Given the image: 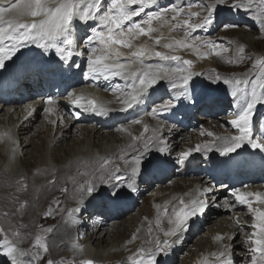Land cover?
<instances>
[{
	"label": "bare ground",
	"instance_id": "obj_1",
	"mask_svg": "<svg viewBox=\"0 0 264 264\" xmlns=\"http://www.w3.org/2000/svg\"><path fill=\"white\" fill-rule=\"evenodd\" d=\"M87 1L88 0H85V3ZM164 1L166 0H157V2ZM12 2H15V0H12ZM105 2H107V0H105ZM243 4L245 5V18L249 17V19H256L259 25L255 26L253 23L251 26L261 30L263 28L261 26V21H264V4H261L260 0H251L250 4L253 8L248 5L249 0H243ZM83 5H81V12L87 10L83 8ZM255 5H258V7ZM254 8H258V10ZM148 10H151V8ZM186 11H188V9ZM233 11L235 12V16L228 13L227 15H223L222 18L225 20L230 17L233 19L243 18L242 16L236 15L241 9ZM255 11L258 13L256 14L257 18L254 16ZM193 12H195V10H193ZM258 15H260L262 19L258 17ZM32 19L34 18L24 17L23 21L30 22ZM185 19L187 18L182 19V21ZM202 19L203 16L192 23H199ZM133 21L138 22V20L134 18ZM154 21L156 20H153V22ZM160 21L157 20V22ZM97 23V21H89L88 24H85L78 19L75 21L71 35L68 37V39L74 41L69 50L75 52L73 57L75 67H73V63L70 66L68 61L62 63L53 61L51 64L62 71L63 75L70 76L69 81L66 82L61 80L59 83L72 86L74 90H77V93L80 94L79 97L84 96V99L80 101L81 104L87 105L89 101H95L96 97L100 95L98 100L101 102L95 103L98 110L100 108L107 110L103 115L94 114L90 111L85 112L83 108L76 107L73 104L74 96H70L67 99H56L51 105L48 103V105H44L42 102H32L26 99L23 101H27L26 104L22 106V102L19 103L18 99H22L26 95L31 97V95L36 92V86H39L38 80L31 81L35 80L36 75L40 76L41 72L37 67H39L40 64L43 65V60L46 58L59 59V57L55 54V47L48 48V52L41 55L35 48L30 50L28 46L23 47L19 53L13 57V59H17L22 56L19 64L22 65L23 61L26 60L25 63L28 65L26 69L30 70V73L29 75L27 74L28 76H26L22 84L17 85L16 88L13 89V94L15 95L13 103L5 104L0 102V140H7V142L11 143V148H14V144L18 141L16 135L19 136V134L30 129L28 127L40 111L49 107L52 108V111L47 112V114L46 112L45 114L43 113V119L40 120L36 126L37 132H34V134L31 132L33 135L32 140L36 138V140L42 142L41 146H37L36 143L32 145L37 152L35 154L32 153L33 158L31 162H27L29 157L23 160L21 156L23 154L22 146L28 144V142L20 140L19 144H17V148H14L13 151L15 161H20L19 167H16L10 172L6 170L3 165L7 166V164L11 163L10 159L12 155L11 150L1 142L0 196L2 200H4V203L1 205L2 207L4 205L9 207L10 210L8 211L17 214L20 211L19 208H22L19 204L26 200L30 201L32 203V205H30L32 208L30 211L32 213H36L37 211V213L40 214V217L36 214L37 217L34 220V231L36 229V232L33 234L34 237L32 241L36 244L37 236L42 237L40 235H46L45 238H48V240L44 241L41 239V241L48 245V252L42 250L37 258V252L25 250L29 245V240L22 239L15 242L12 238L14 233L8 230V227H5L2 223L1 229L3 232H1V242L4 241L2 240V235L4 234L7 237L5 238L7 241L15 243L17 248L24 250L26 255L21 257L24 264H28L29 260H31L32 264H47L49 259L53 260L54 264H83V262L87 260L93 261L94 264H134L135 260L140 259L142 255H146V253H140L141 248L146 250L154 249L157 241L166 239L170 242L171 238H173V236H166L165 231L174 227L173 224L169 223V219L172 218L174 210L180 207L181 200L188 203L193 199H207L209 204L207 209L202 214H198L196 217L191 218L185 227L191 228L199 226L209 220L213 222V226L210 227L209 233L206 234L208 237L207 243H198L197 246L200 248L197 249L195 254L199 255L195 257L189 255V262L185 258H181L179 264H222L225 257L220 256V252L226 251V246L229 244L231 248L227 249L229 253L228 264H233V260L238 258L240 261H244L243 264H251V253L248 251L251 247V242L245 241H247V236L254 231L250 226L254 222V216L248 212L245 205H240L238 202H235V207H230L234 203V197L230 193L226 194L224 191L218 190L221 189V187H214L215 192L210 197H206L203 194L204 189L211 185L207 184L208 180L204 178L202 172L195 177L184 178L182 175L187 171V167L190 166V168L195 170V166H200V162L203 158H217L220 160L226 158L220 157L219 154L215 152V149L207 154L204 152H193L184 163H178L177 158L181 152L187 151L190 148H195L197 145L207 144L216 137H228L238 134L237 130L234 129L229 122L225 121L226 119H224V117L221 119L229 125L228 128H225L219 121H215L206 116L198 117L197 126L192 127L191 125L185 128L180 119L182 116L194 111L195 101H201L199 108L204 109L208 104L205 100L212 96H220L223 100L219 103H214L216 108L224 110L228 103V107H232L234 111H237L234 119L237 118L243 97L237 100L231 95L232 86L222 83L223 79L226 77L215 68L216 63L210 60V58H216L218 56L225 58V54H228L230 57L237 55L236 52L233 51L235 46L234 37L237 38L238 42H243L244 44L247 40L248 44L255 47L259 39H264V34L262 33L260 38H258L254 37V34L253 36H249V33H245L243 29L233 31L223 30L220 31V33L213 34L209 39L215 41L218 46L213 51L210 50L207 45L200 50V46L197 49L175 45V41L177 40L184 41L186 34L184 35V31L179 30L180 26L173 28L172 25L174 24L171 25V23L168 24L167 29L164 31L165 35L161 36L164 39L167 37L168 41L162 40L161 45H155L154 40L151 38L155 37L154 32L150 33L152 36L148 35L150 36L149 41H146L145 38L141 36L138 37L133 41L135 47L144 46L154 48L167 55H179L182 59L192 60V70L200 74L193 77L196 90L193 92L191 99L173 100L176 106L170 112L153 114L152 108L167 103L177 95V92L171 89L167 81L161 80L155 90L151 91L150 95L146 100L141 101L139 106L123 110L126 106L121 102L122 99H124V95L122 94H126L128 90L124 80L120 77H110L108 79L100 77L99 79H94L87 75V56L89 52L85 51V49L96 46L99 53L100 46L89 45L88 42L80 44V41L89 34V29L96 26ZM175 23H177L176 20ZM227 29L231 28L227 27ZM209 30L210 29L206 30V32ZM155 34L158 35L156 31ZM171 36H174L173 38H176V40L172 41ZM201 37L203 38V35ZM62 41L63 38L57 41L59 47H69L63 44ZM164 43H173L174 47L165 48L162 46ZM36 47H38V45H36ZM244 48H246V46ZM179 49H181V51L177 52ZM223 49L227 50L224 51ZM121 51L127 53L130 49L121 47ZM217 52H219V55L216 54ZM214 54L215 56L213 57ZM243 55L248 58L253 57L254 61H259L258 67H256L254 71H251L249 75L241 73L240 77L237 78L242 80L247 79L249 81L246 86L243 84L241 85L242 88H246L248 91L252 81L264 70V54L249 55L248 52L242 51L240 52L242 63L244 62L242 58ZM121 62H124L123 59ZM148 64H152L154 68L162 67L168 71H172L179 66L176 61H165L158 57H152L146 60L145 67H147ZM224 64L228 65V63ZM77 65L79 67H77ZM231 68L234 69L233 71H239L237 67ZM177 75H182V73H177ZM217 76H219L220 82L213 83ZM28 77L31 80H28ZM7 81L8 84L11 82L10 79ZM86 86L89 88L88 90L85 89L82 91L78 88H85ZM23 92L25 95L22 94ZM165 93H168L169 98L163 99L161 101L162 103H157L159 97ZM229 100L233 101L230 106ZM259 111L261 112L260 114H264V105H257L255 114ZM5 121H10V124L8 122H6V124ZM79 121L88 124H78ZM135 121H140V123H136ZM262 121L264 123V119ZM82 125H90L91 127ZM96 126L108 130V132L103 133V131L98 130ZM145 126H147V130H145ZM15 127H17L16 132ZM209 132L213 135H208ZM259 132H261V130H259ZM3 134L5 135L3 136ZM94 134L97 135L96 138L91 137ZM254 134L255 125L253 126V135ZM66 137H70V141L68 139L65 140ZM135 137H139V139H134ZM149 138L153 140L159 139L158 142L147 145L146 149L145 144ZM59 139L65 140L66 145L68 144V148L63 147L64 149H57L56 146L58 145L57 142ZM159 148H163L164 152H158L157 149ZM249 151L250 145H245L242 149L238 150V153L230 154L232 157L231 160L248 164L249 159L247 160L244 156L248 157ZM144 152H147L146 158L148 159L157 156H165L167 160L170 161V163L165 164L162 168L148 167L147 170L142 169L141 174L135 178V185L136 187L140 186V192H142L144 188L152 184V180L149 179L150 171L157 170L163 174L160 178H157L159 179L157 180L159 182L156 183L158 184V190H170L169 192H171L170 195L163 199H156L157 202H160V210H162L163 213L159 214L150 205L147 198L139 199V194L135 195L131 193L130 197L123 203L127 201L139 202V205L134 208H138V210L136 209L138 211V220L135 221L136 218L133 219L131 217L133 220L129 222L131 223L130 225H127V219L118 223L115 221V232L113 234L116 233V235L108 234L109 240L112 237L116 239V243L114 242L115 245L112 246L111 243V246H109L113 247L112 249L107 250L104 247L100 250L99 246L101 243L104 242L107 244V242H109L107 241L108 237H105L107 232L101 237L97 236V224L93 225L92 223H88L87 220L92 211L97 213L100 217H102L101 215L106 216L109 220L112 214L111 210L123 208L121 206L122 203L119 206H113L107 203L100 195H96L95 198L88 197L86 193L82 195L81 186L87 187L89 181L98 182V177L102 175L106 176L108 173L116 175V166H119V174L127 179L131 176L132 171L129 165L133 164V160L139 153ZM254 163L251 162L250 168L256 173L260 168L257 169ZM169 166H173L172 172H175L176 176H173V179L166 183L168 185L167 187L161 184L160 181L166 179L167 173L164 170ZM198 171H201L200 168H198ZM154 178H156L155 175ZM180 181L181 183H179ZM25 182H28L30 187L27 183L25 191L19 192L18 188L23 186ZM184 182H187V186L182 184ZM260 183L261 179H258V182L239 189L242 191L264 194V183L261 185ZM27 189L28 192H26ZM12 194L18 195V197L15 196L13 203L11 202ZM250 199L253 202V207L264 208V204H259L254 196ZM5 202H11V204L6 205ZM215 205L218 206L220 215L215 214L217 213ZM81 211H83V215L79 216ZM231 211H233L232 217L225 214ZM125 215V210L120 211L119 219ZM19 219L21 220H18V226L25 228L24 231H30L31 224H29L27 228L23 226L24 223H21L23 220L30 221V216L24 214ZM237 221H239V224ZM44 228L52 229V231L45 232ZM161 229H163V231ZM184 230L180 234H182ZM79 234L82 235V237L84 236L83 238L86 236L87 240L96 242V250L93 255L85 248H79L75 242L72 241L74 237ZM233 234H235V239L230 240L229 237H232ZM217 237H221V239ZM3 251V244L1 243L0 264H10L9 258L3 255ZM160 255H162V260L170 258V255L165 256V252H163L157 253L156 260H158ZM246 257H249V261L245 259Z\"/></svg>",
	"mask_w": 264,
	"mask_h": 264
},
{
	"label": "snow or ice",
	"instance_id": "obj_2",
	"mask_svg": "<svg viewBox=\"0 0 264 264\" xmlns=\"http://www.w3.org/2000/svg\"><path fill=\"white\" fill-rule=\"evenodd\" d=\"M105 0H89L88 9L81 12V5L85 4V0H0V69L6 68V61H10L27 43H37L38 47L50 48L55 47V54L61 62L71 61L75 63L73 57L75 52L69 50L74 41L68 39L74 28L75 21L88 24L89 21H97V25L89 29V34L85 39L90 49H85L89 52L87 56V75L94 79L103 77H120L127 84V92L122 99V103L126 106L123 110L131 109L134 106H139L141 101L146 100L151 91H154L161 80H165L170 85L177 95L158 107L152 108L153 114L170 112L175 108L173 100L191 99L193 92L196 90V85L193 82V77L200 75L192 70V60L182 59L179 55H167L163 52L156 51L154 48L135 47L133 41L140 36H148L150 33L157 31L152 27L153 20H159L166 15L169 8L165 7L156 12H147L146 19L142 22H134L133 18L138 17L141 13L152 5L157 4V0H110V5L104 9ZM251 0H249V4ZM264 4V0H260ZM136 5V10H130L131 6ZM244 7L243 0H214L212 4L207 5V14L199 23H192L190 19L182 21L183 26L187 30L186 35L195 32V30H208L216 24V13L218 10L231 12L240 10ZM171 11L176 12V16L172 19L176 20L182 9L178 10L173 7ZM187 15L199 18L200 13L188 12ZM24 17H32L30 22H24ZM39 18V19H35ZM127 22V24H126ZM142 25H147L144 27ZM178 24L172 25L173 28L178 27ZM261 26L264 27V21H261ZM224 27H239L235 23H225ZM63 38L62 43L69 47H59L57 41ZM155 45H161L162 37H151ZM9 43H5V42ZM199 42V45H197ZM175 45L184 47L197 48L207 45L210 50H215L218 46L213 40H202L199 36H195L192 43L177 40ZM165 48H173V43H164ZM121 47L130 49L129 52L121 51ZM134 49V50H133ZM226 51L227 49H223ZM243 51V49H241ZM82 54V53H81ZM219 55V52L216 53ZM158 57L161 60H171L178 62V67L172 71H168L162 67L154 68L152 64L145 67L146 60ZM123 59L124 62H121ZM71 66V64H70ZM77 67H79L77 65ZM182 73V75H177ZM220 82L219 76L213 83ZM225 85L232 86L231 95L243 101L240 105L237 118L229 121V124L237 130L238 134L228 137H216L213 141L197 145L195 148H190L187 151L181 152L177 158L178 163H184L193 152H204L207 154L215 149V152L220 157L226 159L217 162L218 166L227 165L231 162L232 153H238L245 145H250L253 149L264 151V140H260L253 135L254 111L257 105H264V70L252 81L251 91L241 85H247V79H223ZM240 94V95H238ZM83 97L74 96L73 104L78 108H83L85 112L103 115L106 109L98 110L95 101H89L87 105L81 104ZM48 104H53L51 97L47 100ZM45 111L51 112L52 108H46ZM140 123V121H135ZM147 130V126H145ZM208 135H213L208 133ZM134 139H139L135 137ZM149 138L146 141L147 145L158 142ZM163 153L164 149H157ZM147 152L139 153L133 160L131 167V176L127 179L119 174V166H116V175L108 173L97 178L98 182L89 181L87 187L81 186V194H87L90 198H95L100 195L107 203L113 206H119L128 199L132 192L137 190L135 178L141 174V170H147L148 167L162 168L165 164L170 163L165 156H157L151 159L146 158ZM246 187V186H245ZM215 192L212 186L204 189V195L210 197ZM231 195L234 197V203L230 207H235V202L240 205H245L248 212L254 216V222L250 225L254 231L247 236V241L251 242V247L248 251L251 253V264H264V208L253 207V202L250 199L255 197L259 204H264V194L242 191L239 188L233 189ZM209 206L207 199H193L188 203L180 201V207L174 210L169 223L174 227L165 231L166 236H173L179 239L178 233H181L189 220L202 214ZM81 210V209H78ZM239 224V221H237ZM2 230V229H0ZM163 231V229H161ZM52 231V229H49ZM18 234V233H17ZM221 239V237H217ZM230 240L235 239V234L229 237ZM175 242V241H174ZM3 244V255L9 258L10 264H24L21 257L25 256L24 250L16 247L15 243H10L5 239L0 242ZM36 244L44 252H48V245L42 243L41 238L37 236ZM163 245V246H161ZM172 245L168 240L157 241L154 249H140L142 255L140 259L135 260L134 264H155L157 253L166 252ZM231 245L226 246V251L220 252V256L225 257L222 264H228L229 253L227 249ZM39 257V252L36 254ZM28 264H32L29 260ZM47 264H54L53 260L49 259ZM83 264H94L93 261L87 260Z\"/></svg>",
	"mask_w": 264,
	"mask_h": 264
},
{
	"label": "rangeland",
	"instance_id": "obj_3",
	"mask_svg": "<svg viewBox=\"0 0 264 264\" xmlns=\"http://www.w3.org/2000/svg\"><path fill=\"white\" fill-rule=\"evenodd\" d=\"M213 2H214V0H189V1L188 0H186V1H183V0H166L164 2H157L156 5L150 6L149 8H151V10H148L149 8H147L145 10V13H141L140 16L134 17V19L135 20H138V22H142L144 19L147 18L146 17V13L147 12H149V11L156 12V11H159V10L167 7V8H169V11L167 12L166 15L162 16V18L159 19V21L160 20L161 21L160 22H157V20H156V21L152 22V27L155 28V29H157L156 32L158 33V35H156L155 32H154V35L155 36H164L165 35L164 34V31L167 29L168 24H170V23H171V25L172 24H178L180 26L179 30L180 31L181 30L184 31V35H185L186 32H187V30L182 25V22H181L182 19L187 18V19H190L191 22H193L196 19L201 18V16H204V15L207 14V5L208 4H212ZM231 2H232V0H230L229 3H231ZM104 4H105V10H106L107 7L110 5V0H107V2H105ZM88 5H89V0L83 5V8L88 9ZM248 5L251 7V4H248ZM255 6L258 7V5H255ZM136 7H137L136 5L131 6V9L130 10H133L134 11V10H136ZM173 7H176L178 10H180V9L183 10L181 12V14L179 15L178 19H176V22L177 23H175V20L172 19L173 17L176 16V12L171 11V9ZM185 8H186V10L188 9V11H186ZM251 8H253V7H251ZM244 9H245V5H244L243 8H241V11H239V13L236 14L237 16H240V17L242 16L243 18L233 19L232 17H230L227 20H225L224 18H222V16L223 15H227L228 13L235 16V12L234 11L227 12V11H223V10H218L217 13H216V24L212 28H210L209 31L206 32V30H202L201 31V30L197 29V30H195V32L190 33L188 35H185L184 41L186 40L187 43L189 41V44L192 43V40L195 37V35L196 36H199L202 40H209L213 34L220 33V31H223V30L233 31V30H239V29H243L245 31V33H249V36L250 35L253 36V34H254V37L260 38V36L262 35V33L264 34V27L261 30H259V28H257V27H252L251 25H253V23H254L255 26L259 25V23L256 21V19L255 20L249 19V17H246L245 18ZM254 9L255 10H258V8H254ZM193 10H195V12H197V13H200L199 18H197V17H191L190 18L187 15L188 12H193ZM183 12H184V14H183ZM254 14H255L254 16L257 18V15L256 14H258V13L255 11ZM258 17L261 18L260 15H258ZM180 19H181V21H180ZM263 20H264V16H263ZM225 23H235V24H238L239 27H234V28L233 27H229L231 29H227L226 27H224V24ZM142 26L147 27V25H142ZM202 32H204V33H202ZM192 34H194V35H192ZM201 34L203 35V38L201 37L202 36ZM149 35L152 36L151 34H149ZM150 36H141V37L142 38H145L146 41H149L150 40ZM147 37H149V38H147ZM173 37L174 36H171L172 41L176 40V38H173ZM186 38H188V39H186ZM229 39H231V38H229ZM162 40H165V41L167 40L168 41L167 37L165 39L162 38ZM234 40H235V42H234L235 46L233 48V51H235L237 55H235L234 57H230L228 54H225V58L222 57V56H218L216 58H210V60L215 61V63H216L215 68L222 75H224L227 79H232L233 77L239 78L240 75H241V73L242 74H248L249 75V73L251 71H254V69L256 67H258V65H259V61H254L253 60V57L252 58H248V57H245V55H243V57H242L244 59V62L242 63V59L240 58V52H242L241 49H243V51L248 52L249 55H251V54L252 55H254V54H261V55H263L264 54V50H263V48H264V39L263 38L262 39H259V42H258V44H256L255 47L254 46H251L250 44H248L247 40L245 41V44L246 45L243 42H238L237 41V38H235V37H234ZM83 42H84L83 40L80 41V44H83ZM251 44H252V42H251ZM197 45H199V42H197ZM204 46H200L199 47V50L200 49H203ZM245 46H246V48H244ZM180 51H181V49H179L177 52H180ZM214 56H215V54L213 55V57ZM224 63H228V65H225ZM231 67H237V69L239 71H237V70L233 71L234 69L231 68ZM248 67H250V68H248ZM230 69H232V70H230ZM250 91H251V87L248 89V92H250ZM118 92H120V91H118ZM166 96H168V93L167 94L165 93L162 96H160L159 99L157 100V103H162L161 101ZM29 101H31V100H29ZM26 102L27 101L22 102L21 103L22 106H24V104H26ZM229 102H230V104H232L233 101L232 100H229ZM45 112L47 114V111L42 110V111H40L39 114H37L34 117L32 123H31V125H33V126L30 125L28 127L30 129H28L26 132H23L24 134L23 133L22 134H19V136L16 135L18 141H17V143L14 144V148L15 149L17 148V146H18L17 144H19V141L20 140H23V141L25 140L26 142H28V144L22 146L23 147V150H22L23 151V154L21 155L22 158H23V160H26L29 157V160L27 162H31V160L33 158V154H35L37 152V150H34V148H33L32 145L35 144V143L37 144V146H41L42 145V142H40L39 140H36V138H34L32 140V137H33L32 133L34 134V132H37L36 131L37 130V127L36 126L38 125V122L43 119L42 118V114L43 113L45 114ZM260 113L261 112L259 111V112L256 113L257 114L256 115L255 114V111H254V121H253L254 125L256 124V120L258 118V114H260ZM219 116L224 117V119H226L225 121L229 122V121L232 120V117H234V113L232 112V113H228V114L227 113L226 114H220ZM260 117L262 118V117H264V115L260 114ZM215 121H219L221 124H223V126L225 128H228V126H229L226 122H223V120L220 119V118H215ZM6 122H8L10 124V121H5V123ZM78 124H88V123H81L79 121ZM82 126L91 127L90 125H82ZM16 128L17 127H15V132H16ZM96 128L98 130H102L103 133L108 132V130H104L102 128H98L97 126H96ZM4 135L5 134H3V136ZM18 137H21V138H18ZM91 137L92 138L93 137L96 138L97 135L94 134ZM66 139H68L70 141V137H66L65 140ZM1 140H0V144H1V142L4 143L3 145L6 146L7 148H9V150H11V155H12L11 156V159H10L11 160V163L10 164H7V166L6 165H3L4 168L10 172L11 170H14L16 167H19L20 161H15V156H14V153H13L14 148H11V143L7 142V140H4V141H3V139H1ZM65 140L59 139L58 142H57L58 145L56 146V148L57 149L58 148H63V147L64 148H68V144L66 145ZM29 142H31V143H29ZM0 150H1V147H0ZM24 151H26V152H24ZM2 153H3V151H2ZM0 161H1V157H0ZM196 167L198 168V165ZM172 168H173V166H169L166 170H164L167 173L166 174L167 177H166L165 180H161L160 181L161 184H163V185H165L167 187H168V185L166 183L168 181H170L171 179H173V176H176L175 172L174 173L172 172ZM186 170L187 171L182 174L184 178H187V177H195V176H198L200 174V171H198V169L197 170L196 169L195 170H192V169L190 170L189 168H187ZM151 172H158L159 173V171H156V170H153ZM154 175H155V173L153 175H151V176L149 175L150 176L149 179L152 180V184H149L146 188H144L142 190V192H140L141 189H140V186H138V187H136L137 190L135 192H132V194H135V195L139 194L138 195L139 196L138 197L139 199L147 198L148 201H149V203H150V205L159 214H161V213H163V211L160 210V205L161 204H160V202H157L156 199L157 198L163 199L164 197L170 195L171 192H169L170 190L169 191H161V190H158V186H157L158 184H156V183L159 182V181H157L159 179L154 178ZM184 178H182V179H184ZM27 183L28 182H25L23 186H21V187L18 188L19 189V192L25 191V189L27 187L26 186ZM179 183H181V181ZM182 184H184V186H187V182H184ZM207 184L209 185L210 183L207 182ZM28 186L30 187L29 183H28ZM29 187H28V189H29ZM28 189H27L26 192H28ZM13 195L14 194L11 195V202L12 203L14 201L15 196L18 197V195H14V196ZM3 201L4 200H2V198L0 196V229H1V223L4 224L5 227L6 226L8 227V230H10V231H12L14 233V235H12V238H13V240L15 242H17L19 240H22V239H25V240L28 239L29 240V245H28L27 249H25V250L35 251V252H39L40 253L42 251V249L39 248V246L36 245L35 243H33V241H32V238L34 237L33 234H35V232H36V229L34 231V228H35L34 220L36 219L37 215L40 217V214H38L37 211H36V213H32L30 211V209H32L31 206H30V205H32V203L30 201H27L26 200L25 202H21L19 205L22 206V208H19L20 211L17 214L14 213V212L8 211V210H10V208L9 207H6L5 205L2 207L1 204L4 203ZM11 202H5V203H6V205H8V204H11ZM137 205H139V202H137V203L135 202L133 204V208H131L128 211H125V214L126 215L125 216H122L120 219L111 216V217H109V220H108V218H105V219L102 220L101 217L97 216L95 214V212L92 211V213L90 214V217L87 220V222L88 223H92L93 225L94 224H97V229H96L97 236H100L101 237L106 232L107 233H106L105 237H108V234L109 233L115 236L116 233L115 234H113V233L115 232L114 231V225H116V223L121 222L122 220H126L127 219V225H130L131 223H129V222L131 220H133L134 218H136L135 221L138 220L137 219V217H138V215H137L138 208H136L137 210L134 209L135 207H137ZM215 206H216L215 208H216V211H217V213H215V214L216 215H220V212L218 210V206L217 205H215ZM235 211H239V210H235ZM232 213H233V211L227 212L225 214H227V216L232 217ZM24 214H28L30 216V221L29 220L28 221L23 220V222L21 221V223H24L23 226H25V227H27L29 224H31V230L30 231H24L25 228H22V227L18 226V220H21L19 218L22 217V215H24ZM82 215H83V211H81L79 213V216H82ZM216 215H214V216H216ZM115 221H116V223H115ZM212 223L213 222H210V220H209V221L204 222L203 224H201L199 226H194V227H191V228H185L186 231L184 230V232L182 234L178 233L179 234L178 235L179 236V239L178 240H177V237L171 238V240H170L169 243L172 246L165 252V256L170 255V258H167L165 260H162V255H160L159 258H158V260L155 261V264H179V261L181 260V258H185L188 261L189 258H190L189 255H191V257H195V256L199 255V254H195V252L197 251V249L200 248L199 246H197V244L198 243H200V244L207 243L208 237H207L206 234L209 233L210 227L213 226ZM44 230H45V232H48L49 231L48 228H44ZM1 232H3V231L0 230V242H1ZM40 236H42V237H40L42 240H44V241L48 240V238H45L46 235H43L42 234ZM83 237L80 234L79 235H76L74 237V240H72V241H74L75 244L79 248H81V249L82 248H85L88 252H90L93 255L94 254V251L96 250L95 249V243L96 242L95 241L92 242V240H87L86 239V236H85V238H83ZM5 238H7V237L3 234L2 235V240H5ZM107 241H109V242H107V244L104 243V242L100 244V246H99L100 247L99 248L100 250H102V248H104V247L107 250L112 249L113 247H110L111 246V243H112V246H114L115 243H116V239L113 238V237L110 238V240H109V237H108ZM203 242H205V243H203ZM102 244H103V247H102ZM40 256H41V254H40ZM245 259L247 261H249V257H246ZM7 262H8V260H7ZM243 263H244V261H240L239 258L233 260V264H243Z\"/></svg>",
	"mask_w": 264,
	"mask_h": 264
}]
</instances>
